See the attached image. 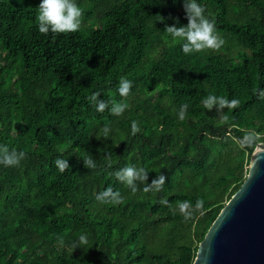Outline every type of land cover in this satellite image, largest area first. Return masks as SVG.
I'll list each match as a JSON object with an SVG mask.
<instances>
[{
  "label": "trees",
  "instance_id": "16d2710c",
  "mask_svg": "<svg viewBox=\"0 0 264 264\" xmlns=\"http://www.w3.org/2000/svg\"><path fill=\"white\" fill-rule=\"evenodd\" d=\"M40 2L0 0V145L26 154L0 165V264H191L264 141V0H197L225 44L187 55L165 31L187 24L183 0H76L87 25L47 35ZM96 92L124 113L98 112ZM209 94L239 105L209 111ZM126 166L164 175L163 190L133 194L114 175ZM109 187L122 203L97 201ZM185 200L203 214L186 221Z\"/></svg>",
  "mask_w": 264,
  "mask_h": 264
},
{
  "label": "clouds",
  "instance_id": "9594fccd",
  "mask_svg": "<svg viewBox=\"0 0 264 264\" xmlns=\"http://www.w3.org/2000/svg\"><path fill=\"white\" fill-rule=\"evenodd\" d=\"M183 9L185 12V18L187 24L183 26H177L173 24L165 27V31L176 41L181 42V48L184 54H193L199 52H205L208 50L218 51L224 44L225 40L218 34L215 22L209 19V16L205 15L206 8L197 3V0H183ZM83 10L76 3V0H41L38 6L37 27L41 34L47 35L49 32L52 34H70L77 32L82 24ZM164 18L159 16V20L163 22ZM131 81L125 77H121L119 86V94L122 97L127 96L130 93ZM99 92L93 93L90 97L92 103L97 107L98 112H103L108 109L111 114L115 116H121L127 105L124 103L113 102L109 109L108 103L104 100L98 99ZM264 98V96H262ZM203 106L211 111L213 108L217 110L224 107L234 108L239 105V101L233 99L229 101L225 97H218L213 94H209L203 101ZM188 105H181L180 118L183 119ZM163 127V126H161ZM111 131L109 126H105L102 129L103 139H109V132ZM140 131L138 122H132V134L135 135ZM26 154L18 152L16 150H9L7 145H0V165L5 167H18L21 160L25 159ZM56 164L60 172H64L70 165L67 159H57ZM84 167L88 169H94L96 164L93 157L89 154L83 160ZM108 166H111V157H108ZM116 179L123 183L126 187L130 188L131 192L135 194L138 190L137 181L144 184V191L153 190L156 192L162 191L166 182V177L160 174L158 177L152 179L151 183H148V172L143 167L136 168L134 166H126L114 173ZM97 201L101 204H120L123 202L119 191H113L111 187L105 189L99 193L96 197ZM161 204L166 205L167 201L161 200ZM180 214L184 219L190 220L193 218L194 213L199 211L203 214V201L197 200L195 207L188 200L181 201L178 204ZM87 237L81 235L79 242H74L72 245L73 250L81 248V245L87 244Z\"/></svg>",
  "mask_w": 264,
  "mask_h": 264
},
{
  "label": "water",
  "instance_id": "95a60500",
  "mask_svg": "<svg viewBox=\"0 0 264 264\" xmlns=\"http://www.w3.org/2000/svg\"><path fill=\"white\" fill-rule=\"evenodd\" d=\"M245 172L191 264H264V141L256 144Z\"/></svg>",
  "mask_w": 264,
  "mask_h": 264
},
{
  "label": "rangeland",
  "instance_id": "374dc122",
  "mask_svg": "<svg viewBox=\"0 0 264 264\" xmlns=\"http://www.w3.org/2000/svg\"><path fill=\"white\" fill-rule=\"evenodd\" d=\"M81 25H84V26H85V25H87V22L82 20V24H81ZM243 173H244V169H243L242 174H243ZM224 202H225V201H224Z\"/></svg>",
  "mask_w": 264,
  "mask_h": 264
}]
</instances>
